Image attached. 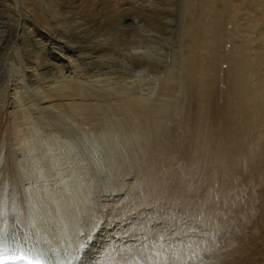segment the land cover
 I'll return each instance as SVG.
<instances>
[{
    "label": "bare ground",
    "instance_id": "bare-ground-1",
    "mask_svg": "<svg viewBox=\"0 0 264 264\" xmlns=\"http://www.w3.org/2000/svg\"><path fill=\"white\" fill-rule=\"evenodd\" d=\"M138 1L0 0V65L3 63L0 66V105L7 100L12 87L15 108H20L18 110L23 114L24 129H19L25 139L19 162H15L18 166L16 180L21 188L19 193L24 194L25 207L19 217L15 216L13 208L10 211L7 206L3 209L7 195L0 189V234L15 236L17 242L23 241L28 247H34L30 254L34 261L39 259L47 264H143L147 260V264H211V259L225 257L215 246L218 239L214 229L209 228L210 234L200 233L198 237L199 233L192 230L191 224L182 222V213L169 208L172 215H168V209L164 207L141 210L139 200H136V178L130 183H125L123 178L125 171L136 167L146 165L147 171H151L150 155L156 157L168 146H161L158 152L153 147L160 140L162 130H171L176 118L178 127L184 121L188 123L187 113L171 114L177 109L179 100L159 98V87L181 71L185 60L180 46L182 42L190 37L195 39L199 34L193 31L194 26L191 29L188 24H182L179 26L181 42H176L171 30L175 19L161 17L164 10L158 15L162 6L169 10L173 0H154L155 3L152 0L148 6L150 10L160 2L157 5L160 10L156 11L157 6L154 8L156 13L145 6L138 7ZM200 1L191 2L198 5ZM178 10L175 8L174 11ZM185 11L187 14L193 12L190 9ZM11 70L13 85H10ZM210 79L206 83L211 89ZM171 81L173 84L174 80ZM233 82L230 88L227 86L230 91L225 100L228 109L224 118L234 121V131L262 132L264 99L261 101L258 94L251 93L242 81ZM210 89L201 85L198 94L193 92L196 98L192 101L199 108L196 113L199 124L205 120V124L208 123L217 113L211 103ZM31 92L33 99L35 95L41 105L29 104ZM91 96L106 100L110 113L105 105L108 113L102 112L103 116L94 120L87 117L94 101L102 110L100 101ZM258 101L263 107L261 103L256 107ZM234 102L239 108L236 116L231 109ZM29 105L39 110L40 116L46 105L45 109L54 113L56 118L51 113L53 120H57L62 128L56 126L49 131L50 134L46 133L48 126L44 124L47 129L43 130L39 124L41 120L35 119L36 114ZM154 119H159L161 124H156L158 131L152 137L148 128ZM195 139L199 142L193 152L194 162L199 164L198 155L209 153L210 145L205 144L216 139L209 130ZM5 144L0 150V184L4 177L6 182L11 181L6 173L9 161L3 162L2 156ZM88 144L96 150L94 160L87 159L89 153L85 148ZM178 236L180 241L183 237L191 239L180 242ZM4 244L9 251L0 254V259L14 254L11 239ZM141 244L144 245L142 250L139 248ZM205 244L208 250L203 247ZM126 249H130L137 259L122 260L121 256L128 254ZM232 263L221 260L219 264Z\"/></svg>",
    "mask_w": 264,
    "mask_h": 264
},
{
    "label": "rangeland",
    "instance_id": "rangeland-1",
    "mask_svg": "<svg viewBox=\"0 0 264 264\" xmlns=\"http://www.w3.org/2000/svg\"><path fill=\"white\" fill-rule=\"evenodd\" d=\"M151 1L152 0H139L137 6H145V9L147 8V10L151 11L152 9H148L150 8L148 6H150L149 3H152L154 0ZM155 1L153 3H155ZM159 1L156 3L159 4ZM181 1L182 3H180ZM191 1L192 0H173L172 2L174 4L169 7V10L163 6L161 8L162 10H160V8H158L159 6H157L158 4L154 6H157L156 11L160 10V12L158 11L159 16L163 10H166L162 12L161 17H171L170 19H175L173 20L174 24L172 22L173 28L171 30L176 42H181V30L179 26L181 27L182 24H188L189 28L194 26L193 31L195 30L197 34L199 32L195 39L190 37V42H188V40H190V38H188L183 41L185 44L182 42V45H180L183 59L185 58L183 61L184 65L182 64L183 67L179 72L181 74L176 72L174 76L176 75L177 79L173 76L168 79L167 84H161L160 86L163 87H159V98H176L179 100L177 101V109L171 114L177 112L180 113L177 115H181V113L185 112L193 117H187L189 119L188 123H186L188 126H186L185 121L179 125L180 127L176 126V124L179 123V120L177 121L176 118V122L172 124L171 130H169L170 128L162 130L159 136L160 140H158V142H156L157 144H154L153 147L155 151L158 152L161 146L166 144L168 146L158 153L159 155L156 156L157 158L150 155L149 160L152 163L151 171L148 172L147 166L144 165L143 168L136 167L125 171L123 178L125 179V183H130L131 180L136 178L135 182L137 183L138 198H135L139 200L137 201L140 204L141 210L158 207L163 209L164 207L168 209V215H172L170 214L172 211L182 213V222L191 224L192 230L195 229V231L199 233L198 237H200V233L210 234V229H214L218 239L217 242H214L215 246L221 249L225 257L211 259V264H219L221 260L224 262L225 260L232 261V264H264V130L262 132H252V130L247 131L246 129H236L234 131L232 130L234 129V121H229L224 118L225 112L228 109V104L225 100L226 97H229L230 84H234V80L237 83L242 81L245 88L251 93L258 94L261 101L264 99V0H202L198 2V5H193ZM209 3L210 5H207ZM155 7H153V10ZM175 8L179 10L175 12ZM261 8L263 9L261 10ZM186 9H190L193 12H188V15L185 11ZM153 10L151 12L155 11ZM244 21L245 24H243ZM222 22L225 23V26L227 24L229 26L225 27ZM240 24L242 26H239ZM220 27L222 28L220 29ZM32 29L33 27H31V30ZM178 30L179 32H177ZM219 32L221 35L223 34L224 37L221 36ZM224 32L226 33L224 34ZM187 43H189V45H187ZM183 44L184 46L187 45L186 47L188 48L185 49L186 47L184 48ZM11 55L12 53H10V57ZM1 65H3V63ZM255 67H257V69ZM11 73L12 70L10 71V74ZM194 75H196V78ZM190 77L192 80L191 82ZM209 77H211V79ZM253 77L256 79L254 80ZM25 78L27 77L25 76ZM13 79V75L11 74L10 85H13ZM208 79H210V81L212 80L211 89L207 84ZM171 80H174L173 84ZM26 83L29 84L27 80ZM168 83L172 85L169 86ZM201 85L210 89V95L212 94L213 96V99L211 98V103L214 104V108L217 111L216 115L211 118L212 120L206 124V120L199 124L196 115L199 108H197V105L192 101L196 98L195 94H198ZM11 88H9L7 100L0 105V150L7 142V144H5L6 150L2 156L3 162L9 161L6 167V173L11 178V181L9 180L6 182L4 177L3 182L0 184V189L7 195V202L6 204L3 203V209L6 206L9 211L13 208L15 216L19 217L25 207V198L23 193H19L21 188L16 180V173L18 171L16 163L19 162L20 150L25 148V139L21 132L22 130L19 129H24V126L22 127V124H24L22 120L24 121V119L20 111L21 109L15 108V99L13 98L14 90ZM165 89L168 91L166 92ZM193 92L195 94H193ZM227 93L228 95H226ZM91 98L96 97L91 96ZM91 98L88 97V99ZM35 99V95L34 99L32 95L29 104L39 103V105H41V102ZM96 99L98 100V98ZM188 101H191V103ZM261 101L257 102V108L260 107L258 106L260 103L262 106ZM99 103L102 110L96 107L94 101L92 104L93 109L90 108L87 117L94 120L97 116H103L104 112L108 113L109 111L110 113V107L106 100L100 101ZM30 105L31 111L33 114H36L35 119L37 121L41 120L40 123H38L43 127V130L48 128L46 133L50 134L53 127L56 126L62 128L58 126L57 120L54 119V122L53 116L55 115L51 110H49L51 111L49 113V111L45 109L46 105H44L45 107L43 105V107L41 106L44 116H40V111H36ZM105 105L107 109L109 108L108 111ZM189 108L193 113L189 111ZM231 109L236 116L239 109L238 104L232 103ZM77 122L79 121L77 120ZM87 122L92 123L91 120ZM44 124L48 127L46 128L43 126ZM129 124L130 121H128L127 126ZM156 124H161L159 119H154L150 123L151 126L148 128L152 137L153 134L158 131V125ZM208 130L214 135L216 141L214 142L212 139L211 144H205L210 145L207 149L209 153L208 155H198L199 165L197 164L198 162H194L195 155L193 152L196 151L195 146H197L199 142L195 138H199V135L204 134L205 131ZM141 131L144 132V129ZM232 132H234V134H232ZM170 136L172 138H170ZM220 136L222 139H220ZM8 138L11 140H8ZM212 151H214L215 154L212 153ZM85 152L89 153L88 160L95 159L96 150L92 148V144H88L85 148ZM256 155H258V157ZM12 163L14 166H12ZM143 169L149 174L145 171L147 175H144L145 172ZM139 176L142 180L138 178ZM119 190L120 189H117L116 191L119 192ZM122 191L124 192V190ZM169 208H171L172 211ZM203 227L205 229H203ZM178 239L180 241V237ZM190 239L191 238L183 237L180 242ZM116 241H118V239H116ZM203 247L208 250L206 244L203 245ZM142 263L145 264L144 262ZM200 264L203 263L201 262Z\"/></svg>",
    "mask_w": 264,
    "mask_h": 264
},
{
    "label": "snow or ice",
    "instance_id": "snow-or-ice-1",
    "mask_svg": "<svg viewBox=\"0 0 264 264\" xmlns=\"http://www.w3.org/2000/svg\"><path fill=\"white\" fill-rule=\"evenodd\" d=\"M9 239H11V241L13 242L14 254L11 256L2 257V259H0V264H3L4 259H11L13 261H17L19 262V264H47L46 261H41L39 259L34 261L33 259H31L30 254L33 252L34 247H28L26 242H23V241L17 242L15 236L9 237L7 233L0 234V254L6 253L9 251V248L7 247V245L4 244V241L9 240ZM139 248L142 250L144 248V245L143 244L139 245ZM126 251L128 254L122 255L121 256L122 260L126 262H130V261L137 259L136 255L131 253L130 249H126ZM155 255H157V257L159 256L158 253ZM148 259L149 260L151 259V255H149ZM145 264H147V260L145 261Z\"/></svg>",
    "mask_w": 264,
    "mask_h": 264
}]
</instances>
